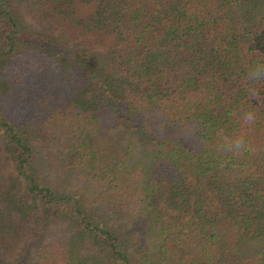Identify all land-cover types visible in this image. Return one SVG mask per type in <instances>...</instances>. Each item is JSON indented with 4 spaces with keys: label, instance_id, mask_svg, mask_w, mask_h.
<instances>
[{
    "label": "trees",
    "instance_id": "trees-1",
    "mask_svg": "<svg viewBox=\"0 0 264 264\" xmlns=\"http://www.w3.org/2000/svg\"><path fill=\"white\" fill-rule=\"evenodd\" d=\"M258 60L264 0H0V264H264Z\"/></svg>",
    "mask_w": 264,
    "mask_h": 264
},
{
    "label": "clouds",
    "instance_id": "clouds-1",
    "mask_svg": "<svg viewBox=\"0 0 264 264\" xmlns=\"http://www.w3.org/2000/svg\"><path fill=\"white\" fill-rule=\"evenodd\" d=\"M245 80L250 85L264 83V60H258L249 67ZM237 116L234 126H220L214 132L213 143L222 165L238 162L256 151L250 133L258 122V112L248 106L241 108ZM202 133H204L203 125L194 124L182 128L180 135L186 140H196L198 145L203 147L208 140Z\"/></svg>",
    "mask_w": 264,
    "mask_h": 264
}]
</instances>
